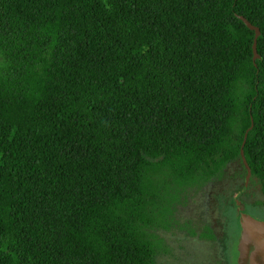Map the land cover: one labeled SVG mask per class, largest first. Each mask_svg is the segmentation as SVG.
<instances>
[{
    "label": "trees",
    "instance_id": "1",
    "mask_svg": "<svg viewBox=\"0 0 264 264\" xmlns=\"http://www.w3.org/2000/svg\"><path fill=\"white\" fill-rule=\"evenodd\" d=\"M236 15L261 30L257 66ZM242 148L249 213L264 209V0H0V264H161L166 233L216 242L217 223L178 213L229 180L237 211Z\"/></svg>",
    "mask_w": 264,
    "mask_h": 264
},
{
    "label": "rangeland",
    "instance_id": "2",
    "mask_svg": "<svg viewBox=\"0 0 264 264\" xmlns=\"http://www.w3.org/2000/svg\"><path fill=\"white\" fill-rule=\"evenodd\" d=\"M232 183L225 181L224 189L222 185H215L193 192L178 213L182 225L191 222L199 233L206 225L217 223L216 232L220 234L218 241L199 239L198 236L189 235L186 230L166 233L164 238L172 252L161 258V264H237L241 232L238 213L233 208L225 209L223 198L230 195L234 187ZM249 212L264 220V209L249 206Z\"/></svg>",
    "mask_w": 264,
    "mask_h": 264
},
{
    "label": "water",
    "instance_id": "3",
    "mask_svg": "<svg viewBox=\"0 0 264 264\" xmlns=\"http://www.w3.org/2000/svg\"><path fill=\"white\" fill-rule=\"evenodd\" d=\"M236 17L241 20L249 30L255 33L253 44V61L256 65L257 60L262 58L258 52V40L262 34L261 30L259 27L253 25L246 17L242 15H236ZM253 127L254 123L252 120V126L246 133L243 148L246 144L248 133L253 129ZM243 148L241 150V158L244 167L247 170V175L244 180L243 188L234 196L238 206V219L241 228L237 246V264H264V221L250 215L245 205L239 200V197L247 191L252 178V169L248 164Z\"/></svg>",
    "mask_w": 264,
    "mask_h": 264
},
{
    "label": "flooded vegetation",
    "instance_id": "4",
    "mask_svg": "<svg viewBox=\"0 0 264 264\" xmlns=\"http://www.w3.org/2000/svg\"><path fill=\"white\" fill-rule=\"evenodd\" d=\"M249 213H250V212H249ZM250 215H252L253 217H255V216H254L253 214H251V213H250ZM255 218L259 219L258 217H255ZM260 220H263V219H260ZM263 221H264V220H263Z\"/></svg>",
    "mask_w": 264,
    "mask_h": 264
}]
</instances>
